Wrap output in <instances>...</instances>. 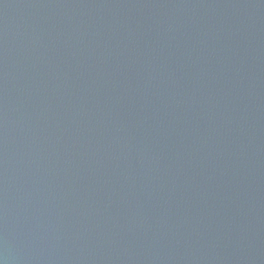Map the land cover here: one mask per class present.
I'll list each match as a JSON object with an SVG mask.
<instances>
[{
    "label": "water",
    "instance_id": "water-1",
    "mask_svg": "<svg viewBox=\"0 0 264 264\" xmlns=\"http://www.w3.org/2000/svg\"><path fill=\"white\" fill-rule=\"evenodd\" d=\"M0 264H264V0H0Z\"/></svg>",
    "mask_w": 264,
    "mask_h": 264
}]
</instances>
